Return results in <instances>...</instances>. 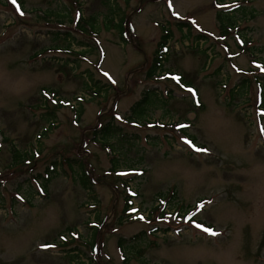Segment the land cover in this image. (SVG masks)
Instances as JSON below:
<instances>
[{
    "label": "rangeland",
    "instance_id": "374dc122",
    "mask_svg": "<svg viewBox=\"0 0 264 264\" xmlns=\"http://www.w3.org/2000/svg\"><path fill=\"white\" fill-rule=\"evenodd\" d=\"M0 264H264V0H0Z\"/></svg>",
    "mask_w": 264,
    "mask_h": 264
},
{
    "label": "trees",
    "instance_id": "16d2710c",
    "mask_svg": "<svg viewBox=\"0 0 264 264\" xmlns=\"http://www.w3.org/2000/svg\"><path fill=\"white\" fill-rule=\"evenodd\" d=\"M220 20L223 21L222 30H223V35L224 36H227L229 34V30H228L229 28L235 29V27H236V18L234 16H231L230 14L225 16V17H221L220 16ZM178 25H179L180 29H182V30L184 28H187V32L189 34H191L192 31H193L191 25L188 24V23H178ZM170 37H171V35L168 32L167 34L164 35L163 41L159 44V50H157V52L155 54L156 57H155L154 65H153V67H152V69L150 71V77H152L153 75L157 74L159 69L162 67L163 62L167 61V56L164 55L165 53L163 51V46L166 45V42H167L168 39H170ZM197 38H198V41L204 39V37L202 35H199ZM150 95L151 94H149L147 92L144 95L145 97H143L141 101H139L138 103H136L133 106L132 112L133 113L137 112L138 108H140L143 105L149 104ZM141 113H143V112H141ZM81 114L82 113L79 111L78 115L80 116ZM114 131H119V129H115L114 130L113 123H108L105 126H103L102 128L96 129L95 130V135L101 134L103 139L106 141L109 137L111 138V136L115 134ZM28 157H30V156L24 155V154H22V153H20L19 151H16V150L14 151L13 158H14L15 162L21 163L22 161H24ZM69 161L70 160H68V159L66 160V162H69ZM52 164H53V166H57L59 163L54 161ZM113 164H116V163L113 161ZM81 168H82V170L84 169V167H81ZM80 178H81L82 184L85 187L91 186V184L88 181L89 179H88V176H87V171L85 169H84V171H82V175H81ZM94 242H95V236H93V240L89 244V245H91L92 248L94 247ZM121 242L122 241H120V244H121ZM85 246H87V243H85Z\"/></svg>",
    "mask_w": 264,
    "mask_h": 264
},
{
    "label": "snow or ice",
    "instance_id": "6c2138e0",
    "mask_svg": "<svg viewBox=\"0 0 264 264\" xmlns=\"http://www.w3.org/2000/svg\"><path fill=\"white\" fill-rule=\"evenodd\" d=\"M13 3L15 4L16 3V0H13ZM175 79L177 80V81H179V77H175ZM206 231H211L210 229H205Z\"/></svg>",
    "mask_w": 264,
    "mask_h": 264
}]
</instances>
